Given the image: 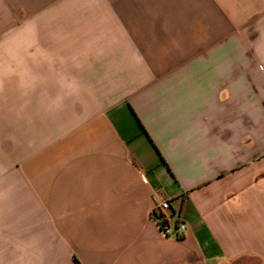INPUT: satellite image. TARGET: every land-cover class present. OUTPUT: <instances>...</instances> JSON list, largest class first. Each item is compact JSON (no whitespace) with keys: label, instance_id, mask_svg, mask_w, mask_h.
I'll use <instances>...</instances> for the list:
<instances>
[{"label":"crops","instance_id":"crops-1","mask_svg":"<svg viewBox=\"0 0 264 264\" xmlns=\"http://www.w3.org/2000/svg\"><path fill=\"white\" fill-rule=\"evenodd\" d=\"M0 264H264V0H0Z\"/></svg>","mask_w":264,"mask_h":264},{"label":"built area","instance_id":"built-area-1","mask_svg":"<svg viewBox=\"0 0 264 264\" xmlns=\"http://www.w3.org/2000/svg\"><path fill=\"white\" fill-rule=\"evenodd\" d=\"M158 210H159V215L161 213H166V214H171L172 211V201L171 200H164L158 205ZM174 218L172 219V222L170 224H167L162 228L158 223H160V220L157 218V216L154 217L157 225L159 226V229L163 236L170 238V237H175L178 234H183L184 232L187 231V224L183 219V209H179L176 212H174ZM172 225H174L175 229H171Z\"/></svg>","mask_w":264,"mask_h":264},{"label":"trees","instance_id":"trees-1","mask_svg":"<svg viewBox=\"0 0 264 264\" xmlns=\"http://www.w3.org/2000/svg\"><path fill=\"white\" fill-rule=\"evenodd\" d=\"M156 216L160 220V223H158V225L164 228V226L172 222V219L174 218L175 215L174 212H172L171 214L161 213L160 215H156ZM181 237H182L181 234H178L176 236L177 239H180Z\"/></svg>","mask_w":264,"mask_h":264},{"label":"rangeland","instance_id":"rangeland-1","mask_svg":"<svg viewBox=\"0 0 264 264\" xmlns=\"http://www.w3.org/2000/svg\"><path fill=\"white\" fill-rule=\"evenodd\" d=\"M171 229H175V228H174V225H172Z\"/></svg>","mask_w":264,"mask_h":264}]
</instances>
